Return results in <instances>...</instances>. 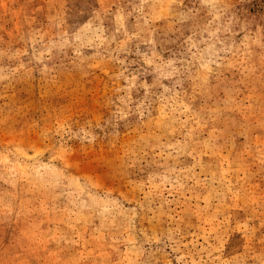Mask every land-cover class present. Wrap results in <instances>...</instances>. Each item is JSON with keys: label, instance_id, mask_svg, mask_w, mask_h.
<instances>
[{"label": "rangeland", "instance_id": "obj_1", "mask_svg": "<svg viewBox=\"0 0 264 264\" xmlns=\"http://www.w3.org/2000/svg\"><path fill=\"white\" fill-rule=\"evenodd\" d=\"M0 264H264V0H0Z\"/></svg>", "mask_w": 264, "mask_h": 264}]
</instances>
